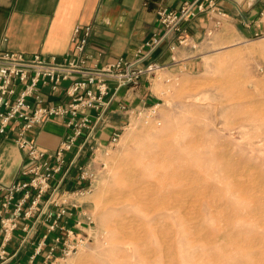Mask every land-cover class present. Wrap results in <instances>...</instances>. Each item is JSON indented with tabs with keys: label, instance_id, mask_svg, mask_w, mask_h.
<instances>
[{
	"label": "rangeland",
	"instance_id": "obj_1",
	"mask_svg": "<svg viewBox=\"0 0 264 264\" xmlns=\"http://www.w3.org/2000/svg\"><path fill=\"white\" fill-rule=\"evenodd\" d=\"M214 49L201 73H159L160 124L131 121L99 156L92 223L64 264H264V34ZM151 160L157 179L117 203Z\"/></svg>",
	"mask_w": 264,
	"mask_h": 264
},
{
	"label": "built area",
	"instance_id": "obj_2",
	"mask_svg": "<svg viewBox=\"0 0 264 264\" xmlns=\"http://www.w3.org/2000/svg\"><path fill=\"white\" fill-rule=\"evenodd\" d=\"M156 15L161 32L154 34L137 51L133 61L118 57L99 65L98 58L88 50L93 34L91 24L73 29L72 47L61 57L0 50V143L10 140L23 156L18 179L0 187V264L12 262L14 255L10 254L8 245L15 231L24 232L23 239L31 236L35 227L22 225V221L30 219L42 202L36 221L43 220L46 234L37 243L29 264H35L34 259L40 255L43 256L39 264H64L78 251L84 234L72 228L65 229L62 219L69 215V209L78 208V199L87 197L96 181L98 147L90 146L91 160L85 165H77L79 153L92 138L95 124L107 121L110 104L119 88L137 87L143 81L150 83L159 73L168 70L170 65L143 64L165 41L172 40L178 47L190 46L184 23L200 15L216 16L213 19L216 29L221 26L225 13L217 7L215 0H186L177 10L159 7ZM212 32L209 30L207 35ZM157 106L143 104L130 114L135 121L155 120L159 125ZM120 109L125 110V107ZM48 121H64L70 128L53 151L42 148L28 135L34 127ZM118 138L119 134L113 135L110 147ZM110 147L102 153L107 154ZM74 148L78 152L68 160L66 156ZM75 168L79 185L83 186L64 189L63 180ZM59 174L60 179L54 185ZM52 207L56 211H52ZM86 218L91 224V216ZM56 230L61 233L46 247L48 235Z\"/></svg>",
	"mask_w": 264,
	"mask_h": 264
},
{
	"label": "crops",
	"instance_id": "obj_3",
	"mask_svg": "<svg viewBox=\"0 0 264 264\" xmlns=\"http://www.w3.org/2000/svg\"><path fill=\"white\" fill-rule=\"evenodd\" d=\"M184 1L186 0H0V50L61 57L72 47L73 29L78 25L91 24L93 34L88 50L93 57L98 58L99 65L118 57L133 61L137 51L154 34L161 32L157 9L164 6L177 10ZM215 3L225 13L219 28H213L216 16H197L183 24L190 46L178 47L173 45L172 40H167L143 64L156 62L170 65L166 71L169 74H198L205 71L206 60L215 50V45L226 47L240 44L264 34V0H215ZM209 30L213 31L210 36L207 35ZM155 80L117 90L106 116L107 121L95 124L92 138L79 153L77 165H85L91 160L90 146L98 147L97 161L102 152L110 147L113 135L119 134L126 125L135 121L130 114L132 110L143 104L151 106L158 102L159 98L154 91ZM122 106L125 110L120 109ZM63 122L48 121L34 127L28 135L42 148L53 151L70 132V128ZM86 133L87 131L84 136ZM77 152V148H74L67 154V159L71 160ZM22 165L23 156L19 149L10 140H3L0 143V187L18 179ZM77 177L75 168L63 180L62 187L70 190L82 187L83 184L79 185ZM59 179L60 174L53 184ZM85 206L86 197L78 199V208L69 209V215L62 219L65 229L72 228L80 234L86 233V216L89 214ZM40 207L30 219L22 221V225L35 227L29 238L23 239L25 233L19 230L13 233L8 245L10 254L14 255L10 264H29L37 243L46 234L43 220L36 221V217L40 216ZM51 210L56 211L53 207ZM60 233V230H56L48 235L46 247ZM1 239L0 231V242ZM42 256H37L34 263L39 264Z\"/></svg>",
	"mask_w": 264,
	"mask_h": 264
},
{
	"label": "bare ground",
	"instance_id": "obj_4",
	"mask_svg": "<svg viewBox=\"0 0 264 264\" xmlns=\"http://www.w3.org/2000/svg\"><path fill=\"white\" fill-rule=\"evenodd\" d=\"M228 77H230V76H228ZM161 147L162 146H160V148H159V152L161 150ZM151 149L152 148L149 146L142 147L141 150L138 151L139 152L138 157L140 155L141 159H145L149 155V153H150V155H149L150 157H154V158L157 157L158 153L157 152H151L152 151ZM156 163L157 162L151 160L149 163L145 164L142 169H140L139 174L136 175V177H135V175H131L128 177V179L126 181L121 180L122 183L120 184V187H119L120 192H119L117 203H123L124 201L129 202L132 195H133L132 191L137 185H141L144 182H149L148 184H151V180L157 179L158 175L155 174L156 173ZM135 165L139 166L138 163H136ZM135 195L136 194H134V196ZM155 198L154 197H148L143 202L137 204L136 207L141 212H148L150 209H152L153 207L156 206L157 203H156ZM131 204H132V202H131ZM147 232L149 234V231H147Z\"/></svg>",
	"mask_w": 264,
	"mask_h": 264
}]
</instances>
